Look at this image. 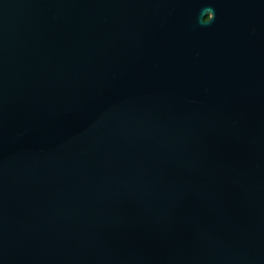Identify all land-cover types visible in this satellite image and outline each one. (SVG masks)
<instances>
[{
	"label": "water",
	"instance_id": "1",
	"mask_svg": "<svg viewBox=\"0 0 264 264\" xmlns=\"http://www.w3.org/2000/svg\"><path fill=\"white\" fill-rule=\"evenodd\" d=\"M0 264H264V0H0Z\"/></svg>",
	"mask_w": 264,
	"mask_h": 264
}]
</instances>
